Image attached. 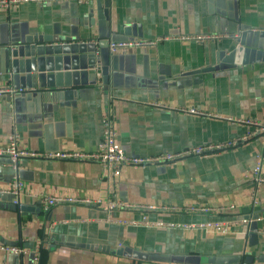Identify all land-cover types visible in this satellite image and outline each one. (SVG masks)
<instances>
[{
    "label": "crops",
    "instance_id": "obj_1",
    "mask_svg": "<svg viewBox=\"0 0 264 264\" xmlns=\"http://www.w3.org/2000/svg\"><path fill=\"white\" fill-rule=\"evenodd\" d=\"M90 3L0 9V86L15 89L6 51L23 37L73 35L80 42L96 45L97 55L98 27L85 25L89 7L94 17L99 10L108 9L109 42L196 34L223 37L204 43L160 41L154 46L110 53L106 91L97 76L94 85L59 89L70 95L54 100H28L26 89L0 96V147L16 134L19 145L31 152L91 153L101 137V119L109 114L120 148L131 156L148 157L225 142L245 133L244 128L223 120L181 114L180 108L194 107L218 116L263 115L264 63L202 71L214 65L217 49L233 48L239 23L264 30V0ZM132 27L139 35L124 33ZM8 163L6 157H0V189L7 191L0 194V245L24 252H0V264H168L109 253L122 247L186 257L194 261L191 264H213L209 260L215 257H239L238 264H264L259 260L264 256V185L253 198L249 173L260 164L264 179L263 139L249 140L207 158L192 156L168 165L123 167L119 177L110 179H102L99 165L88 160L23 158L17 177L24 189L16 200L8 192L12 174ZM44 196L77 201H58L45 209L41 202ZM113 200L125 207L108 211L106 203ZM148 206L155 209L148 210ZM162 206L176 209L162 210ZM192 206L210 211L189 212ZM257 214L258 237L249 246V226ZM211 222L228 224L229 233L166 226ZM247 257L253 261L244 263Z\"/></svg>",
    "mask_w": 264,
    "mask_h": 264
},
{
    "label": "water",
    "instance_id": "obj_2",
    "mask_svg": "<svg viewBox=\"0 0 264 264\" xmlns=\"http://www.w3.org/2000/svg\"><path fill=\"white\" fill-rule=\"evenodd\" d=\"M91 5L92 3H90ZM85 19L86 26L96 24L98 27L100 41L97 43V55L96 45L80 42L73 35L69 37L27 36L16 40L11 48L7 49L6 63L12 75V83L15 89L28 91L26 99L39 97L43 100H54L56 96L63 98V95L69 96L70 93L62 94L59 89L63 87L77 88L86 83L94 85L97 76H99L104 90H107L110 62L108 37L111 32L108 9L99 10L94 17L93 9L89 7ZM124 33L133 36L139 35L134 32V27L124 29ZM233 40V48L230 50L217 49L214 65L202 72L264 63V30L262 28H251L239 23ZM257 219L258 214L253 216V221L249 226V246L257 241ZM109 253L146 262L168 264H191L194 262L186 257L147 254L130 247L118 248ZM259 260L264 262V256H261ZM243 261L251 263L253 259L247 257ZM209 262L238 264L240 258L215 257L210 258Z\"/></svg>",
    "mask_w": 264,
    "mask_h": 264
},
{
    "label": "built area",
    "instance_id": "obj_3",
    "mask_svg": "<svg viewBox=\"0 0 264 264\" xmlns=\"http://www.w3.org/2000/svg\"><path fill=\"white\" fill-rule=\"evenodd\" d=\"M91 0H0V9L10 10L12 8H17L20 5L25 4H35V5H53V4H67L72 3L75 5H89ZM223 36L220 34H196V35H180L177 37H164L158 38L157 40L145 41V40H124L118 42H109L108 49L110 53L117 52H127L128 50L138 49L142 47L154 46L157 42L168 41V40H179L182 42H194V43H204V42H215L219 41ZM21 92L20 90H15L11 87H1L0 86V96L13 95L15 93ZM155 106L162 109H169L167 106L159 103H155ZM179 112L181 114H189L198 117H204L208 119H219L232 126H239L245 129V133L241 136H236L225 142L211 143L203 146L187 148L180 152H168L159 154L156 156L140 157L131 156L126 154L120 146L117 144V133L112 124V120L109 114H105L101 119V137L97 143L96 149L91 153L72 151V152H60V153H48L39 154L35 152L28 151L19 145L18 137L16 134H11L7 139V144L4 147H0V157H6L8 160V166L12 174L9 180V193H11L15 200L18 198L24 189V184L18 179L17 174L19 171V162L23 158H59V159H74V160H88L95 162L99 165L101 169L102 179H110L119 177L121 169L123 167L139 168L149 164H174L176 161L186 158L196 156L199 158H207L210 156L217 155L222 152L236 149L249 140L252 139H263L264 140V113L260 118L253 117H230V116H218L214 113L204 112L200 109L194 107L180 108ZM251 178L254 183V189L251 192L252 197L258 188L264 185V179L261 176L260 164L255 165L249 171ZM7 191L0 189V194H5ZM75 202L77 200L68 198H55V197H42L41 202L43 203L45 209L55 204V202ZM90 203V202H88ZM94 204L100 203V201L93 202ZM256 203V202H254ZM124 208L121 202L117 200L108 201L106 203V209L111 211L116 208ZM231 208V207H229ZM148 210L155 209L154 206H148ZM162 210H175L176 208L163 207ZM189 212H199L207 213L210 211L207 207L202 206H192L188 208ZM142 223L147 224L146 220L143 219ZM114 223L123 221H113ZM131 225H136L135 221H126ZM247 224V220L242 222ZM157 226H164L162 223H156ZM166 226L170 228L183 227V228H201L204 230H210L218 234L229 233V225L226 223L211 222V223H201L197 225H180L168 223ZM0 252H5L9 254L19 255L24 252L21 248L11 247V246H1ZM33 257L35 260L38 259L37 252H33Z\"/></svg>",
    "mask_w": 264,
    "mask_h": 264
},
{
    "label": "trees",
    "instance_id": "obj_4",
    "mask_svg": "<svg viewBox=\"0 0 264 264\" xmlns=\"http://www.w3.org/2000/svg\"><path fill=\"white\" fill-rule=\"evenodd\" d=\"M44 256V251L41 249V258Z\"/></svg>",
    "mask_w": 264,
    "mask_h": 264
}]
</instances>
